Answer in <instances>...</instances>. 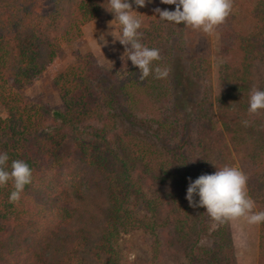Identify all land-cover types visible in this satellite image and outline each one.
I'll use <instances>...</instances> for the list:
<instances>
[{"label":"trees","instance_id":"16d2710c","mask_svg":"<svg viewBox=\"0 0 264 264\" xmlns=\"http://www.w3.org/2000/svg\"><path fill=\"white\" fill-rule=\"evenodd\" d=\"M233 2L234 7L242 3ZM102 3L51 0L52 8L46 10L43 0H0V103L6 111L0 116V151L9 154V165L23 160L33 172L18 203L8 202L11 181L0 187V264H123L119 241L134 229L153 234L149 264H159L164 249L178 251L175 246L184 240L190 241L181 252L186 264H239L223 257L230 239L224 227L212 230V244L201 242L212 219L205 207L190 206L186 191L189 178L224 166L226 154L215 151L240 136L233 147L243 149L239 152L260 168L247 192L256 210H264V110L248 111L254 82L264 89V77L258 76L264 66V0L249 10L255 23L241 37L243 63H228L233 71L229 74L227 67L230 72L220 78L224 88H219L216 109L206 107L204 99L186 119L179 98L184 83H174L168 92L163 84L171 82L169 77L140 80L138 67L126 58L103 68L88 55L55 78L62 108L29 99L24 89L53 63L63 43L78 39L83 25L96 17L113 16ZM172 6L160 0L144 7L133 4L142 14ZM142 19V42L160 51L161 60L154 64L172 69L171 37H153V14ZM166 24L161 26L171 31L178 26ZM234 51L228 47L225 53ZM170 92L172 107L148 112L149 104H160L162 94ZM197 118L204 121L200 151L188 154L185 137ZM68 141L75 160L65 152ZM169 185L175 188L169 190ZM259 228L258 264H264V223Z\"/></svg>","mask_w":264,"mask_h":264},{"label":"rangeland","instance_id":"374dc122","mask_svg":"<svg viewBox=\"0 0 264 264\" xmlns=\"http://www.w3.org/2000/svg\"><path fill=\"white\" fill-rule=\"evenodd\" d=\"M50 1L51 0H43V3L47 4L46 8L48 7L46 10L52 8ZM240 1L242 3L239 6L233 7L232 13L226 18L223 24L218 26L213 34L194 30L189 26H185L183 23L178 26L176 25L177 29L171 31L161 26L163 21L158 18V13H155V9L153 11L150 10L152 13L147 11L143 14L137 8L134 9L139 12L138 15L141 18L143 16L146 18L153 14V19L156 22L152 30L154 38L165 39L171 37L170 39L172 41L167 42V46L171 52H173L174 66L171 69L172 72L170 71L168 76L171 82H165L163 85L166 86L169 92V87L174 83H184L182 86V94L179 98L184 102L183 105L187 112L185 113V115L187 114L186 119L192 116L191 111L195 108L196 102L198 103L204 99L205 101L207 100L206 107L212 104L214 109H216V106L220 103V100H218L219 88H224V79L222 80L220 78L225 74V71L228 75V72H230L228 68L231 69L229 74L233 71L231 67H228V63H235L236 66L243 63L244 52L241 50L240 46L242 43L244 45L245 42L241 37L249 33L254 26L255 19H253L252 12L249 10H252L256 6V0ZM168 10H175V6L168 8ZM113 19V16L96 17L83 25L81 36L73 42L62 44L53 63L48 66L38 79L34 80L24 89V94L33 101L43 102L52 108H62L63 101L55 85V78L60 72L65 70L67 66L74 64L79 56L88 55L95 64L103 68H113L121 64L127 57L126 53L123 57L125 51L124 46L118 41L113 44L112 37L107 35L109 22ZM113 23H115V21H113ZM168 24L169 22H167L166 25ZM101 33L106 34V39L109 41L107 46H103L102 42L99 41ZM96 39L98 43L102 44V47L99 46ZM228 47L231 49L234 48L237 51L232 52V55L230 53H225ZM232 56H234V58H232ZM122 57L124 59H122ZM255 66L259 65L256 64ZM193 68H195V71H193ZM258 76L264 77V66L258 69ZM165 86H163L164 91ZM253 86V88H259L257 82H254ZM225 88H227V86ZM143 89L144 88H141V90ZM157 102L160 104H149L146 107L149 113H164L167 108L172 107L173 100L171 92L170 94L168 93V95L162 94V98ZM5 115L6 111L0 103V116L4 117ZM200 125L203 126L200 127ZM203 127L204 121H200L198 118L197 121H192L188 126L187 134L189 136L185 137L190 141V144L185 148L188 154L199 153L200 149L198 147L200 144L198 143V135L199 131L203 130ZM241 138L242 137L239 136L238 139H233L234 142L229 139L230 142H228L224 148L222 147L215 152L216 154L220 152L226 154V161L223 159V164L239 168L246 175L247 184L251 183V185H253L255 184L254 179L257 178L253 176L260 171V168L256 167L254 160H251V158L246 156L243 152H239V150L243 149L238 150L233 147L234 144H239L241 142ZM216 147L217 146H215V148ZM65 152L71 154L74 160L77 159L75 158L76 154L72 149L71 141L66 143ZM165 160H169L168 154ZM213 164V162L210 164V168H212ZM215 171L216 170L213 172ZM205 173L207 172H203V174ZM155 186L150 188L151 192L156 190ZM158 188L160 187L158 186ZM174 188L175 186L173 185H169L168 187L169 190ZM161 193L160 191L159 194ZM168 200H171V198H168ZM139 213L141 215L145 214L143 210H139ZM207 222L210 225V229L208 230L209 233H203L202 243L212 244L214 241V236H210L212 235V230H216L220 225L225 228V234L230 238L225 241V256L223 257L231 258L230 261H236L239 264H258L260 254L259 225L249 224L243 217L222 224L214 220H208ZM152 240L153 234L143 229H134L128 233H123L119 241V248L123 256V264H149L151 257L150 244ZM188 243H190L189 240H184L180 245L177 244L175 248L178 251L164 249L159 257V264H186V259L181 252ZM89 264H98V262L92 260Z\"/></svg>","mask_w":264,"mask_h":264},{"label":"clouds","instance_id":"9594fccd","mask_svg":"<svg viewBox=\"0 0 264 264\" xmlns=\"http://www.w3.org/2000/svg\"><path fill=\"white\" fill-rule=\"evenodd\" d=\"M151 2L152 0H103L101 5L114 16L109 22L107 35L112 37L113 44L118 41L124 46L123 57L126 53V60H130L133 66L138 67L140 80H145L150 75H154L155 79H166L171 71L167 66L154 64L155 61L161 60L159 49L142 42L143 19L138 15L139 12L134 10L133 4L144 7L146 3ZM160 2L175 5V10L157 7L154 11L158 13L160 20L176 25L183 23L207 34L215 33L234 7L233 0H160ZM99 41L103 46L109 43L105 33L100 34ZM96 42L98 43L97 39ZM98 44L102 47L101 43ZM248 104L249 113L255 114L264 110V89L253 88L249 94ZM243 123L248 126L249 121L245 120ZM9 160V154L0 151V187L11 181L13 190L10 192L8 202L18 203L25 187L32 183L33 172L25 161L12 160L9 165ZM189 180L186 199L190 206L205 207L212 220L222 224L243 217L252 225L264 223V210H255V201L247 192V177L239 168L229 165L219 168L216 166L215 172L201 174L195 180L191 178Z\"/></svg>","mask_w":264,"mask_h":264}]
</instances>
